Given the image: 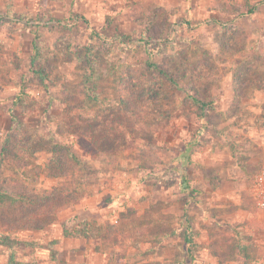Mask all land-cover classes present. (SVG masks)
I'll use <instances>...</instances> for the list:
<instances>
[{
    "label": "rangeland",
    "instance_id": "374dc122",
    "mask_svg": "<svg viewBox=\"0 0 264 264\" xmlns=\"http://www.w3.org/2000/svg\"><path fill=\"white\" fill-rule=\"evenodd\" d=\"M35 39L42 76L31 66ZM150 62L187 72L154 104L133 96ZM90 67L104 70L86 80ZM16 126L38 152L23 172L0 169L3 188L58 186L49 167L54 142L69 145L85 171L55 222L0 228L19 242L0 245V264L11 251L23 264H181L188 199L197 233L188 264H256L254 240H264L256 192L264 184V0H0V143ZM0 213L12 209L0 203ZM73 215L93 219L100 237L63 240L60 222Z\"/></svg>",
    "mask_w": 264,
    "mask_h": 264
},
{
    "label": "trees",
    "instance_id": "16d2710c",
    "mask_svg": "<svg viewBox=\"0 0 264 264\" xmlns=\"http://www.w3.org/2000/svg\"><path fill=\"white\" fill-rule=\"evenodd\" d=\"M249 11L252 12L253 8L251 7ZM122 42H124V39ZM39 53V47L35 39L31 56V66L34 67L33 72L41 74V70L35 68L36 60H39ZM154 53V51H151V54ZM168 62H150L148 66L150 67L149 76L146 77L143 85L139 86L143 91L140 90L133 93L136 99L145 97L148 103L154 104L157 100L160 101L168 96V87L169 93H171L175 88L181 86V82L186 81L187 72L183 71L182 74L181 72L179 73L178 68L174 65L168 66ZM96 70L103 71L104 69L103 67L96 69L94 67L87 68L84 74L86 80L93 79L94 75L97 73ZM194 71L195 69L192 75L188 77L190 81L194 79ZM190 90L191 89H189V91ZM189 91L187 92L191 96V92ZM134 97L131 99L134 100ZM193 98L195 101L201 103L202 106L207 104L205 101L199 100L195 95ZM116 100H119L118 103L120 102V104L129 108L132 113H136V108L131 107V103H128V99H125L123 95L117 96ZM18 151H21L22 155H20ZM37 152L38 148L35 147L32 138L24 132H21L19 126L9 129L3 141L0 143V169L3 168L5 164H9L15 171L23 172L30 165L29 158ZM49 152L51 154L49 167L53 170V176L59 177L60 179L62 178V181L59 182L58 186H53L51 190H44L41 192H37L35 189L31 192H24L19 189L9 191L0 186V203L4 207L10 210L12 209L11 214L0 213V228L9 226L14 222V224L18 223V227L20 228L43 229L55 222L57 220L58 210L68 204L70 199L78 195L81 181L78 180L77 177H81V175L79 176L80 172L85 171L81 159L69 145L61 142H54L50 146ZM14 181L16 182V179ZM181 190L186 192L187 195L191 194L190 184L184 173H182ZM189 205L190 201L188 199L185 202L184 221L181 227V230L185 233V235H183L185 254L181 264H188L189 259H194L193 249L197 246L194 242V236L197 233L191 224V218L188 213ZM60 225L64 237H76L86 240L100 237L98 235L97 223L90 218H80L78 215H73L61 221ZM18 243L19 242L12 237L0 234V245L7 246L12 250ZM9 264L23 263L18 262L14 253L11 251Z\"/></svg>",
    "mask_w": 264,
    "mask_h": 264
},
{
    "label": "crops",
    "instance_id": "0c3cea01",
    "mask_svg": "<svg viewBox=\"0 0 264 264\" xmlns=\"http://www.w3.org/2000/svg\"><path fill=\"white\" fill-rule=\"evenodd\" d=\"M60 236L63 237V240L65 239H69L68 237H64L63 234H62V229L60 228ZM84 244V243H83ZM254 247H255V254H254V263L256 264H264V240H261V239H256L254 240ZM245 256H248V255H245ZM246 258V257H245ZM90 259H91V256H90ZM92 260V259H91ZM89 260L88 262H94L93 260L91 261Z\"/></svg>",
    "mask_w": 264,
    "mask_h": 264
},
{
    "label": "built area",
    "instance_id": "2783aa9c",
    "mask_svg": "<svg viewBox=\"0 0 264 264\" xmlns=\"http://www.w3.org/2000/svg\"><path fill=\"white\" fill-rule=\"evenodd\" d=\"M256 192L261 206L264 207V184L260 185V187L257 188Z\"/></svg>",
    "mask_w": 264,
    "mask_h": 264
}]
</instances>
